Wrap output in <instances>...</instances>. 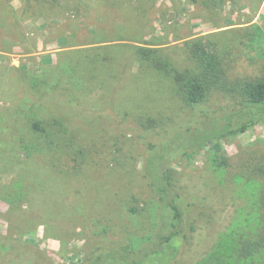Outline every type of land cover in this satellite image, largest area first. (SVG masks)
<instances>
[{"label": "rangeland", "instance_id": "1", "mask_svg": "<svg viewBox=\"0 0 264 264\" xmlns=\"http://www.w3.org/2000/svg\"><path fill=\"white\" fill-rule=\"evenodd\" d=\"M27 1L0 0V264H82L96 245L144 247L159 226L147 160L178 135L172 184L203 208L170 264H202L221 243L232 252L226 238L247 229L252 198L233 174L264 152V117L194 148L188 132L239 109V96L215 90L187 106L170 73L141 66L133 48H158L183 73L185 43L206 38L226 53L228 82L264 79V0ZM102 45L116 47L92 78L63 72ZM220 155L227 171L214 167Z\"/></svg>", "mask_w": 264, "mask_h": 264}, {"label": "trees", "instance_id": "2", "mask_svg": "<svg viewBox=\"0 0 264 264\" xmlns=\"http://www.w3.org/2000/svg\"><path fill=\"white\" fill-rule=\"evenodd\" d=\"M31 1L40 0L27 2ZM41 1L45 3L48 0ZM55 1L50 0L49 3H55ZM112 33L113 31L109 34L112 35ZM246 33L247 42H252L255 39L254 35L248 29ZM109 39H101L100 43L111 42ZM213 45L206 38L187 41L185 51L188 52L191 67H187L183 73L175 68L168 69L166 62L159 56L162 50L142 46L133 48L141 66L170 73L178 85L182 101L187 106L204 103L209 93L215 90L239 96V109L217 118L204 119L195 130L188 132L187 140L198 149L217 136L243 133L251 124L264 117V79H237L228 82L227 55L223 50H216ZM98 47L85 50L82 58H79L80 51L79 56L76 54L69 63L63 64L68 68L63 72L73 78L76 74L89 71L87 75L92 78L96 67L109 59L108 54V57L106 53L101 54V51L107 50L108 47L106 45ZM114 47L116 46L113 45L108 50ZM149 122L153 123V120ZM33 126L38 125L33 124ZM182 138H184L183 135L175 137V142L173 141L169 148L175 146V143ZM168 149H161L160 153H157V150L151 152L147 160V166L153 172L152 176H146L147 183L159 203L157 214L159 226L147 244L138 249L133 247L102 249L100 245H96L95 253L85 259L82 264H170L183 253L187 234L190 231L188 224L193 220V218L190 219L192 210L202 209L203 204L189 202L187 194L178 191L172 184L168 170V162L171 160L168 154L172 151ZM164 158H168L167 162ZM245 164L242 170L234 172L233 177L236 184L250 186L252 190L249 211L243 215V221L239 224L240 227L247 229L239 235L236 232L233 238L230 237L232 241L229 237L226 238L230 244L235 243L232 252L226 249L224 243H221L218 245L220 251H213L202 264H207L209 259L212 262L208 264H264V152L255 163L248 161ZM214 167L216 170L227 171L232 167L231 159L226 155H220L214 161ZM164 257L168 260L162 263Z\"/></svg>", "mask_w": 264, "mask_h": 264}]
</instances>
